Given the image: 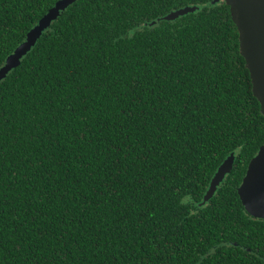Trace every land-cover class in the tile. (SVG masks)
I'll return each instance as SVG.
<instances>
[{"label": "trees", "instance_id": "trees-1", "mask_svg": "<svg viewBox=\"0 0 264 264\" xmlns=\"http://www.w3.org/2000/svg\"><path fill=\"white\" fill-rule=\"evenodd\" d=\"M57 1L0 0V66ZM263 144L224 0H77L0 85V264H264Z\"/></svg>", "mask_w": 264, "mask_h": 264}, {"label": "water", "instance_id": "water-1", "mask_svg": "<svg viewBox=\"0 0 264 264\" xmlns=\"http://www.w3.org/2000/svg\"><path fill=\"white\" fill-rule=\"evenodd\" d=\"M77 0H58L55 5L32 27L25 39L7 56L3 65L0 66V85L3 80L19 65L21 60L32 51L43 33L56 21L62 13L73 5ZM230 8L232 21L239 33L240 52L245 59L252 81L254 96L261 105L264 115V0H224ZM213 1L209 5L215 4ZM198 5H189L174 10L167 15L152 21L149 25H155L161 20L175 21L180 17L198 11ZM247 21V29L242 21ZM236 160L235 152H232L217 168L208 189L203 196V206L216 194L219 186L223 183L234 167ZM264 144L248 164L246 175L238 188V195L246 212L255 217L264 219ZM256 179L260 189L255 199L248 195L249 186Z\"/></svg>", "mask_w": 264, "mask_h": 264}, {"label": "snow or ice", "instance_id": "snow-or-ice-1", "mask_svg": "<svg viewBox=\"0 0 264 264\" xmlns=\"http://www.w3.org/2000/svg\"><path fill=\"white\" fill-rule=\"evenodd\" d=\"M242 23L245 24V27H246V29H247V21L244 20V21H242ZM262 167H264V165H262ZM258 194H260V189H259V187H258V185H257V181H256V179L253 178V181H252V183H251L250 186H249L248 195H249V197H250L251 199L254 200L255 197H256Z\"/></svg>", "mask_w": 264, "mask_h": 264}, {"label": "flooded vegetation", "instance_id": "flooded-vegetation-1", "mask_svg": "<svg viewBox=\"0 0 264 264\" xmlns=\"http://www.w3.org/2000/svg\"><path fill=\"white\" fill-rule=\"evenodd\" d=\"M251 216V215H250ZM253 217V216H252ZM254 219H258V220H263L264 221V219H261V218H255V217H253Z\"/></svg>", "mask_w": 264, "mask_h": 264}]
</instances>
